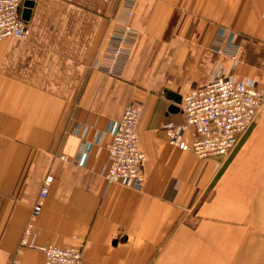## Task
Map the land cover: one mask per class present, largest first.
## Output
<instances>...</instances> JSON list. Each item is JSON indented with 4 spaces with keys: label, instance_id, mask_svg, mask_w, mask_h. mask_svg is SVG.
I'll return each mask as SVG.
<instances>
[{
    "label": "crops",
    "instance_id": "obj_1",
    "mask_svg": "<svg viewBox=\"0 0 264 264\" xmlns=\"http://www.w3.org/2000/svg\"><path fill=\"white\" fill-rule=\"evenodd\" d=\"M28 26V40L0 42V264H44L21 241L48 176L33 246L80 249L83 264H264L253 142L201 160L163 130L184 123L169 94L219 79L264 92V0H36ZM221 31L235 59L214 49ZM131 103L143 108L141 191L103 174Z\"/></svg>",
    "mask_w": 264,
    "mask_h": 264
},
{
    "label": "built area",
    "instance_id": "obj_2",
    "mask_svg": "<svg viewBox=\"0 0 264 264\" xmlns=\"http://www.w3.org/2000/svg\"><path fill=\"white\" fill-rule=\"evenodd\" d=\"M24 2L25 0H0V42L8 38L28 40L30 29L21 16ZM118 35L117 40L120 42L116 50L120 53L126 34ZM232 39L221 31L215 51L221 55L231 52V58L235 59L237 46ZM227 42L230 44L229 48L226 46ZM263 107L264 92L258 88L256 81L219 79L202 90L183 97L180 111L184 123L169 122L163 130L170 145L191 153L198 159L229 157L241 138L255 124ZM142 112L141 104L131 103L122 118L111 125L103 173L108 182L137 191H141L145 183L143 165L146 156L140 148L138 131ZM86 158L87 155L83 154L79 165L82 166ZM52 183V176L46 177L21 245L36 247L41 251L45 258L44 264H83L80 249L59 248L50 244L33 246L28 242L33 221L42 211Z\"/></svg>",
    "mask_w": 264,
    "mask_h": 264
},
{
    "label": "rangeland",
    "instance_id": "obj_3",
    "mask_svg": "<svg viewBox=\"0 0 264 264\" xmlns=\"http://www.w3.org/2000/svg\"><path fill=\"white\" fill-rule=\"evenodd\" d=\"M249 140L253 142L251 143L252 146L250 148V155H249L250 160H252L251 167L254 170L256 169V173L253 175L261 178L264 186V107L261 113L259 114L255 124L243 136V138H241L233 153L239 151ZM245 152L246 155L248 156L247 150ZM252 168H249L248 170L251 171Z\"/></svg>",
    "mask_w": 264,
    "mask_h": 264
},
{
    "label": "water",
    "instance_id": "obj_4",
    "mask_svg": "<svg viewBox=\"0 0 264 264\" xmlns=\"http://www.w3.org/2000/svg\"><path fill=\"white\" fill-rule=\"evenodd\" d=\"M36 0H25L22 10H21V16L23 21L26 23H29L32 11L35 5ZM170 99L176 104H181V97L175 95V94H169ZM179 110L178 106H172L170 109L171 112H177Z\"/></svg>",
    "mask_w": 264,
    "mask_h": 264
}]
</instances>
